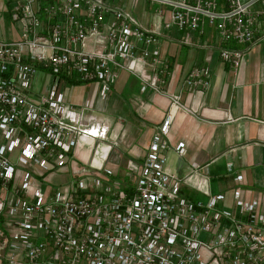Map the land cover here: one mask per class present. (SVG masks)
I'll return each mask as SVG.
<instances>
[{
    "label": "built area",
    "instance_id": "obj_1",
    "mask_svg": "<svg viewBox=\"0 0 264 264\" xmlns=\"http://www.w3.org/2000/svg\"><path fill=\"white\" fill-rule=\"evenodd\" d=\"M154 1L165 11L155 8L145 25L128 7L135 0H3L18 24L15 38H0V225L10 228L0 226L4 264H264L256 201L234 189V204L249 216L238 217L219 206L221 192L208 191L202 165L181 176L165 165L169 121L175 110L191 109L164 87L169 62L160 46L165 30L185 32L180 41L192 45L191 32L204 34L208 24L220 59L236 68L239 44L264 27V0ZM120 69L137 75L141 89L167 95L157 125L164 136L153 132L122 178L99 162L78 169L92 175L93 189L79 180V192L69 185L48 194L36 167L63 164L84 138L102 161L118 137L104 121L83 117L92 99L67 101L63 79L94 81L105 100ZM37 71L48 79L34 91ZM208 82L204 65L184 77L190 89ZM196 175L205 196L180 191Z\"/></svg>",
    "mask_w": 264,
    "mask_h": 264
},
{
    "label": "crops",
    "instance_id": "obj_2",
    "mask_svg": "<svg viewBox=\"0 0 264 264\" xmlns=\"http://www.w3.org/2000/svg\"><path fill=\"white\" fill-rule=\"evenodd\" d=\"M3 5L0 0V38H15L18 24L11 21L10 11ZM150 15L151 18L152 12ZM204 31L200 35L191 32L192 45L180 41L185 32L179 30H165L161 39L160 46L169 62L164 87L179 92L181 101L191 109L175 110L169 121L165 134L167 145L163 149L165 165L177 176L186 174L193 163L202 165L207 172L208 191L223 194L219 206L229 208L238 217L248 218V213L234 204L233 190L238 189L245 198L256 201L254 213L264 217V27L255 33L252 41L239 44L243 55L236 68L220 59L213 27L206 24ZM194 64L207 67V86L196 84L190 89L184 83L187 70ZM75 84L74 94L70 93L71 87L69 93L63 89ZM62 89L70 103L92 99L83 117L92 115L104 121L118 135L117 143L102 161L92 152L94 141L82 139L59 165L75 174L80 167L101 162L112 175L122 178L127 159L144 153L153 132L161 135L157 125L169 108L167 95L150 88L141 89L139 77L125 69L119 70L105 100L97 98V85L91 80L65 78ZM180 146L183 151L178 150ZM51 167L54 165L49 163L47 169ZM36 169L42 172L41 186L50 194L53 190L42 182L44 169ZM196 180L198 175L184 181L180 191L192 197L205 196L195 187ZM91 185L89 189L94 188ZM20 194L26 195V192L20 191ZM254 221L264 226L262 220L254 218ZM2 229L7 233L10 228L3 226ZM0 264H4L2 258Z\"/></svg>",
    "mask_w": 264,
    "mask_h": 264
},
{
    "label": "rangeland",
    "instance_id": "obj_3",
    "mask_svg": "<svg viewBox=\"0 0 264 264\" xmlns=\"http://www.w3.org/2000/svg\"><path fill=\"white\" fill-rule=\"evenodd\" d=\"M131 11L140 19L145 25L150 21V12H152L155 8H162L163 11H165V6L163 3L156 2L154 0H135L134 3H132V6H128ZM48 79V73H44L43 71H37L33 77H32V89L34 91H39L47 82ZM71 87V89L69 88ZM76 84L75 85H66L63 87L67 93L72 92V94L76 93ZM75 165V164H74ZM76 166V165H75ZM72 168V167H71ZM81 168V167H80ZM79 168V169H80ZM74 169V168H73ZM79 172V173H78ZM78 173V174H77ZM77 173H73L71 169L63 168L59 165H54V167H51L49 169L43 170V178L42 182L51 190L63 189L64 187L68 185H74L75 188H77L78 181H89V184L87 187L91 188V174H85L84 172H80V170L77 171ZM80 189H78V192Z\"/></svg>",
    "mask_w": 264,
    "mask_h": 264
},
{
    "label": "trees",
    "instance_id": "obj_4",
    "mask_svg": "<svg viewBox=\"0 0 264 264\" xmlns=\"http://www.w3.org/2000/svg\"><path fill=\"white\" fill-rule=\"evenodd\" d=\"M78 81V80H77Z\"/></svg>",
    "mask_w": 264,
    "mask_h": 264
}]
</instances>
